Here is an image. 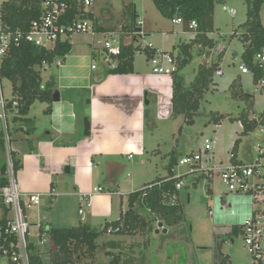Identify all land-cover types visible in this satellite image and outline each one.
<instances>
[{"label":"rangeland","instance_id":"rangeland-1","mask_svg":"<svg viewBox=\"0 0 264 264\" xmlns=\"http://www.w3.org/2000/svg\"><path fill=\"white\" fill-rule=\"evenodd\" d=\"M127 5L128 7H126ZM94 7L97 14H101L107 9L111 11L113 22H110L109 26H113L112 30H108L106 33L97 32L95 37L91 34L72 37L71 44L75 51L77 49L105 51L98 41H112L109 32L114 33L115 37L123 41V38L128 35L126 33H132L135 29L134 21L137 14L139 18L136 28L145 31L146 25L152 27L149 37L144 36L143 39H137L138 43H134L136 46H140L141 50L153 45L161 50L174 51L173 54L177 55L178 45L189 43L194 36L192 32L184 31L181 25L175 26L172 20L163 17L152 0H97L89 11H93ZM224 7L235 10L236 16L232 17L228 11H224ZM247 10L248 7L244 0H227L216 5L215 32L212 35L216 38L217 43H221L227 48L226 54L218 61L224 76L218 79L216 86H213L211 91L205 95L193 126H187L184 118L180 117L177 120L158 123L160 128L154 131L151 128L148 129L147 142L150 151L144 158L136 157L131 162H127L130 168L120 179L125 184V190L127 188L129 190V187L132 186L130 181H135L134 190L136 188V190H142L148 184L167 177L171 153L180 161L184 156L199 151L203 139L206 137L217 140V145L211 153L216 168L228 164L230 152L238 136L242 138L239 146L241 158H244L250 147L264 145V135L260 134L258 129L248 135L241 134L242 129L238 117L239 112L245 107V103L243 100L233 97L229 90L232 82L238 80L242 91L252 96L255 103L250 111V118L257 117L264 112V90L257 93L253 75L242 74L240 70V66L245 63L243 54L246 49L244 42L239 38L240 26L246 22ZM260 16L264 26V4ZM100 18L104 19V16ZM91 22L96 24L93 20ZM124 25L129 26L131 30H125V28L121 30ZM109 26L106 25V27ZM174 46H176L175 50H173ZM141 50L137 51L135 56L139 61L145 62L146 55ZM235 53L238 55L234 56ZM199 62L200 59L196 56L193 63L183 71L187 75L188 84L194 79ZM58 70L56 65L40 70L43 83H47L53 76L57 78ZM3 85L6 97L11 98L12 84L4 81ZM46 109L47 105L41 102H36L31 107L29 116L36 121L38 131L47 124L49 126ZM212 114L223 115L225 118L220 125H215L210 119ZM170 143L173 144V147L170 146ZM11 146L13 151H20L22 154L27 148L25 141H21L20 138L17 141H12ZM142 160L146 162L143 164ZM5 164L7 165V152L5 156H0V168ZM175 170L177 176H181L187 174L189 168L177 166ZM205 185L206 183L201 181L198 186H186L180 190L179 202L183 208L185 223L170 225L165 222V227L169 229L167 235L155 234L160 220L149 212L138 210L144 218L152 223L151 230L148 228L144 233L136 236L103 234L98 239L99 248L95 256L92 258L81 256L79 260L75 258L74 263L112 264L115 259H118V262L113 264H215L214 250L217 238L214 235L213 216L210 212L215 210L218 216V214H222L220 212L222 209L218 206L217 198L212 194H223L226 192V188L221 184L217 175L213 180L210 194ZM242 200L240 197L228 199L230 203L236 204L237 212L244 213L246 208L240 205ZM125 207L128 208L127 200ZM227 212H230V209ZM29 213L32 214L33 211L29 210ZM118 218L119 215L109 218V222L116 221ZM33 219L32 217L31 220ZM102 225H104V221L95 223L93 226L101 228ZM32 232L35 235L37 231L32 230ZM230 237L234 243L222 241L223 256H227L232 264H249V255L244 247L242 237L236 235H230Z\"/></svg>","mask_w":264,"mask_h":264},{"label":"crops","instance_id":"crops-1","mask_svg":"<svg viewBox=\"0 0 264 264\" xmlns=\"http://www.w3.org/2000/svg\"><path fill=\"white\" fill-rule=\"evenodd\" d=\"M89 12L93 15L97 32L112 30L113 26H109L113 22L110 10H104L99 15L94 7ZM125 27L128 26H122L121 30ZM134 28L132 33H126L128 35L121 44L138 43L137 39L149 37L152 33V27L148 25L145 31L136 26ZM141 32L143 35H139ZM194 37L195 34L191 40ZM149 47L154 52L161 50L153 45ZM175 48L176 46L173 50ZM173 52L168 53L172 55ZM106 53V50L75 51L72 44L71 53L58 67L57 89H75L73 97L62 94L59 102L52 103L51 111L47 113L49 126L47 124L40 131L37 129L32 136V146L24 138L20 139L27 146L23 154L15 151L22 163L17 175L20 190L26 195H40L42 200L39 206L30 209L32 214L29 210L27 212L32 230L38 229L39 224L56 229L81 224L94 227L100 221L110 223L109 218L117 215L119 220L121 214L128 210L125 207L127 196L140 191L137 188L134 190L135 181H130L132 186L129 190L124 189L125 184L120 179L130 168L127 162L136 157L147 156L150 151L147 142L149 128L154 131L160 128L158 123L180 118L173 117L171 74H154L151 58L146 54L145 62L139 61L135 56L133 73L109 74L111 67L104 62ZM93 65H97V69L94 70ZM46 105L48 108V104ZM86 109L91 111L90 136L84 134ZM147 110L150 111L149 114H146ZM34 123L36 127L35 120ZM238 139L242 140L240 136ZM170 146L173 147V144L170 143ZM253 147H250L244 158L240 157L238 147L235 152L236 161L250 160ZM142 162L144 164L146 161ZM67 168L70 169L69 172ZM99 188L103 189L102 192H98ZM84 198L89 199L90 207L81 216L79 210ZM216 217L212 218L214 232L226 231L222 229L226 219L223 221Z\"/></svg>","mask_w":264,"mask_h":264},{"label":"trees","instance_id":"trees-1","mask_svg":"<svg viewBox=\"0 0 264 264\" xmlns=\"http://www.w3.org/2000/svg\"><path fill=\"white\" fill-rule=\"evenodd\" d=\"M227 0H152L156 8L168 20L177 17L182 18L183 28L195 34L189 43L178 45V54L175 58L177 70L172 73L173 78V117H183L187 126L195 124V118L199 114L201 102L205 95L216 86L214 74L219 64L208 65L206 59L210 56L216 46L211 35L214 31L215 7L218 3ZM247 4V19L240 26V40L245 44L243 58L254 72L253 81L256 84L260 77L264 76V71L253 63L255 54L264 48V26L261 22V9L264 0H244ZM43 13L42 0H8L2 7L3 19L12 27L21 28L25 31L29 29L32 21L39 19ZM93 15L89 11H80L76 5L68 13L67 20H92ZM192 23L198 24V29L190 28ZM129 28L125 27V30ZM131 30V29H130ZM237 34V33H236ZM234 34V35H236ZM141 47L133 42L122 43L119 53L113 55V60L117 67L110 69V74H130L134 72V61L137 51ZM196 50V51H195ZM72 51V44L69 41L58 42L54 49L46 50L36 48L32 45L21 44L14 47L9 57L5 60L3 77L13 86L14 94L19 98L20 117L15 120L19 122L16 134L29 141L32 146L33 135L37 132L34 119L29 114L31 107L36 102L48 104L46 112L51 111L53 103V91L57 88V78L55 76L47 83H43L41 71L45 65L53 66L57 61L62 63ZM148 58H152L155 50L147 46L142 49ZM200 59L195 70V76L191 83H187V75L183 73L190 66L195 57ZM222 58H220L221 60ZM233 97L244 101L245 107L239 112L238 121L244 125L242 135H248L257 128L256 121L250 118V111L254 107L253 97L244 93L238 80L233 81L229 88ZM264 117V112L259 115ZM225 117L223 115L212 114L210 119L215 125H220ZM51 137V136H50ZM49 137V138H50ZM240 139L236 140L232 152H237ZM32 142V143H31ZM5 142L0 135V156H5ZM15 163L16 171H20L22 163L16 152L11 153ZM179 159L171 153L169 158V175L156 182L148 184L144 189L131 193L128 196V210L121 214L119 220L106 223L101 228H95L88 224H81L77 227L55 229L40 224L29 248L30 264H75L74 259L81 256L92 258L99 248L98 239L108 233L109 228L117 229L112 234L118 236H136L144 233L148 228L151 230L152 223L144 218L139 212H149L160 222L170 225L185 223V215L180 204V190L177 184L183 183L186 186H198L201 181L206 183L207 192H212V179L204 173L196 175H186L175 177L174 170L178 166ZM7 165L0 168V177L5 174ZM1 179V178H0ZM2 183L7 181L2 179ZM182 188V189H183ZM181 189V190H182ZM238 233V231H236ZM115 259L113 263H117ZM112 263V264H113Z\"/></svg>","mask_w":264,"mask_h":264},{"label":"built area","instance_id":"built-area-1","mask_svg":"<svg viewBox=\"0 0 264 264\" xmlns=\"http://www.w3.org/2000/svg\"><path fill=\"white\" fill-rule=\"evenodd\" d=\"M97 0H42L43 13L39 19L31 22L27 31L21 28H14L3 19L2 7L8 0H0V135L5 142L7 152V170L0 178V264H30L29 248L30 244L35 240L32 235V224L27 215L28 210L41 204V196L37 194L26 195L20 190L15 169V163L11 153L12 141L21 139V134H16L15 130L19 128L20 123L15 122L20 117L19 98L12 90V97L5 95L3 85L5 78L3 77V66L5 60L9 57L14 47L21 44L32 45L36 48L52 50L58 42L69 41L77 35L91 34L96 36L97 31L94 23L90 19L67 20L69 11L74 5L80 11H89ZM224 11H228L232 17L236 16V11L228 7H224ZM175 26L183 25L182 18L172 20ZM140 24V23H139ZM138 26V25H136ZM191 29L197 30L198 24L192 23ZM112 41H98L102 49L107 53L104 62L114 69L117 63L113 60V55L119 53L121 39L115 37L114 33L109 34ZM143 35V33H139ZM216 41V38L211 35ZM227 52V48L217 43L213 48L210 56L206 59L208 65L218 64V61ZM154 74L172 75L177 70L174 57L164 50H157L150 60ZM253 63L259 69L264 71V48L257 52L253 58ZM54 65L60 67L61 61H57ZM49 66L45 65V69ZM94 70L97 65H93ZM242 74H253L250 66L245 62L240 66ZM224 76V72L220 65L214 74V81ZM256 92L264 90V76L256 83ZM257 129L260 134L264 135V117H254ZM240 126L244 129V125L240 122ZM217 140L206 137L203 139L202 147L197 152H192L184 156L178 163V166L188 167L187 174L175 177L179 178L186 175H196L204 173L207 177L215 179L219 176L221 184L226 188L223 194H212L217 198L218 206L222 209V214L216 217L215 210L210 214L217 219L225 220L222 229L226 230L230 235L238 231L243 239V244L248 252L249 264H264V145L253 147V156L248 161H236V155L231 152L229 163L226 166L216 168L214 165V157L211 156ZM132 158V156H130ZM2 179L7 183L3 184ZM183 183L177 184V189L181 190ZM102 188L98 192H102ZM240 197L243 200L240 205L248 210L244 213L237 212L236 204L230 203L228 199ZM90 207V201L87 198L82 199L79 210L80 215L85 214V210ZM230 212H227L229 211ZM228 218V220H227ZM40 225V224H39ZM38 225V226H39ZM119 231V228L108 229V234ZM232 239V238H231ZM234 243L233 240H230ZM217 264H232L228 257H221Z\"/></svg>","mask_w":264,"mask_h":264},{"label":"water","instance_id":"water-1","mask_svg":"<svg viewBox=\"0 0 264 264\" xmlns=\"http://www.w3.org/2000/svg\"><path fill=\"white\" fill-rule=\"evenodd\" d=\"M137 21H138V15L135 17V26L137 25ZM138 31L141 29H137ZM238 54L235 53L234 56H237ZM75 93V89H67V88H60V89H55L53 91V102H59L61 100V95H66L69 98L73 97ZM87 103L89 104V101H87ZM149 110L146 111V114H149ZM91 114L90 109H86L85 110V118H84V134L85 136H90L91 133V124L89 121V116ZM70 169L67 168V172H69ZM163 234V235H167L169 233V229H167L165 227V223L164 222H159L157 225V229L155 230V234L159 235V234Z\"/></svg>","mask_w":264,"mask_h":264},{"label":"flooded vegetation","instance_id":"flooded-vegetation-1","mask_svg":"<svg viewBox=\"0 0 264 264\" xmlns=\"http://www.w3.org/2000/svg\"><path fill=\"white\" fill-rule=\"evenodd\" d=\"M215 237L217 238L216 240V246H215V264H217V261L223 257V253H222V246H223V242L222 241H226V242H230L231 239L230 234L227 231L221 232V233H215L214 232ZM234 236H240L239 233H235L233 234ZM229 237V238H228ZM241 237V236H240ZM227 257V256H225Z\"/></svg>","mask_w":264,"mask_h":264}]
</instances>
